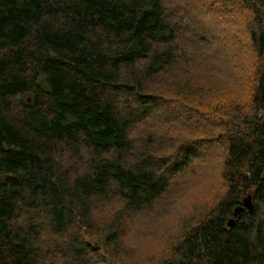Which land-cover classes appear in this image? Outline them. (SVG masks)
<instances>
[{
	"label": "trees",
	"instance_id": "trees-1",
	"mask_svg": "<svg viewBox=\"0 0 264 264\" xmlns=\"http://www.w3.org/2000/svg\"><path fill=\"white\" fill-rule=\"evenodd\" d=\"M237 2L251 18L248 111L216 116L213 107L205 113L215 123L200 137L154 155L155 131L138 149L130 130L166 120L167 101L150 92V81L178 58L186 30L166 0H0V264H53L40 241L48 229L69 234L68 264H123L130 220L215 141L226 146V191L158 264H264V0ZM190 89L177 91L193 117L187 108H200L188 102ZM81 145L90 169L74 175ZM137 152L140 160L129 162ZM111 194L124 205L101 221L94 207ZM249 195L252 208L236 215ZM91 251L100 252L98 263Z\"/></svg>",
	"mask_w": 264,
	"mask_h": 264
},
{
	"label": "rangeland",
	"instance_id": "rangeland-1",
	"mask_svg": "<svg viewBox=\"0 0 264 264\" xmlns=\"http://www.w3.org/2000/svg\"><path fill=\"white\" fill-rule=\"evenodd\" d=\"M214 1L216 7L208 15L194 16L200 14L210 0H166V9L172 20L179 23L182 29L186 23V30L179 33L178 58L174 59L166 73H160L150 81L149 91L160 96V100L164 97L167 101V104L162 102L165 105L162 115L166 116V120L162 127L160 121L155 127L151 121L145 126L134 125L131 128L130 134L133 143L139 144L138 149L144 142L142 136L153 131L156 134L154 155L171 153L180 142L200 137L215 123L205 113L213 107L219 108L216 116L226 115L227 111L233 110L248 111L247 89L251 87V73L255 65L248 38L250 12L240 9L237 0ZM178 18L183 21H177ZM144 63L146 61H142L141 65ZM183 84L195 92L188 102L200 108L199 111L187 108L193 117L184 110L186 99L177 91ZM13 101L19 103L18 99ZM129 107L120 106L118 109L122 112ZM160 133H164L161 142ZM223 144L215 141L203 145L201 156L172 180L169 190L152 207L133 216L123 240L128 252L120 255V262L158 264L170 254L172 241L183 234L186 225L192 220L195 223L201 221L200 217L224 195L226 183L222 169L226 146ZM63 147L65 149V145ZM81 151L82 158L73 159L74 175L89 168L83 145ZM67 155H70L69 151ZM108 155H115V151L111 150ZM140 158L138 152L127 156L131 163L138 162ZM123 205L121 197L111 194L110 198L99 202L94 210L97 217L105 221ZM68 237L69 234H55L50 229L42 235V250L46 254L49 246L47 259L53 264H68L71 255L68 249H64ZM87 238L89 242H94L91 237ZM98 251H91L87 255L96 263L100 260Z\"/></svg>",
	"mask_w": 264,
	"mask_h": 264
},
{
	"label": "water",
	"instance_id": "water-1",
	"mask_svg": "<svg viewBox=\"0 0 264 264\" xmlns=\"http://www.w3.org/2000/svg\"><path fill=\"white\" fill-rule=\"evenodd\" d=\"M244 208H252V195H249L248 197L244 198L243 205L236 207L234 213L238 215L244 210ZM229 224H231V222H229Z\"/></svg>",
	"mask_w": 264,
	"mask_h": 264
}]
</instances>
